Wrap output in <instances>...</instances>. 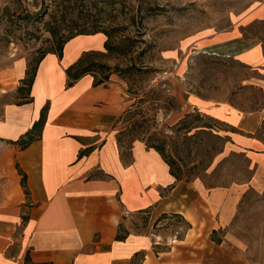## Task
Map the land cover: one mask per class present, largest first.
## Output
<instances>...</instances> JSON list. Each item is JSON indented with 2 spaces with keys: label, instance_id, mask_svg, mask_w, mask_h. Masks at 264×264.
<instances>
[{
  "label": "crops",
  "instance_id": "1",
  "mask_svg": "<svg viewBox=\"0 0 264 264\" xmlns=\"http://www.w3.org/2000/svg\"><path fill=\"white\" fill-rule=\"evenodd\" d=\"M105 41L71 38L40 60L23 101L3 105L0 264H251L234 230L248 192L264 195V113L205 110L229 128L225 148L245 156L246 180L210 186L178 175L140 140L125 154L117 128L128 107L124 87L79 68ZM135 214L149 215L143 230L125 226ZM169 217L186 224L177 251L158 229Z\"/></svg>",
  "mask_w": 264,
  "mask_h": 264
},
{
  "label": "rangeland",
  "instance_id": "2",
  "mask_svg": "<svg viewBox=\"0 0 264 264\" xmlns=\"http://www.w3.org/2000/svg\"><path fill=\"white\" fill-rule=\"evenodd\" d=\"M84 34L106 41L79 68L124 87L128 107L117 128L125 154L140 140L178 175L210 186L247 179L245 156L225 148L229 128L205 110L264 113V0H0V117L4 104L24 100L46 54ZM22 65L25 85L14 90ZM148 222L135 214L124 224L143 230ZM235 223L251 264H264V195L248 192ZM185 226L178 217L158 226L174 251Z\"/></svg>",
  "mask_w": 264,
  "mask_h": 264
},
{
  "label": "trees",
  "instance_id": "3",
  "mask_svg": "<svg viewBox=\"0 0 264 264\" xmlns=\"http://www.w3.org/2000/svg\"><path fill=\"white\" fill-rule=\"evenodd\" d=\"M106 46H107V48H109V49L111 48L110 45H109L108 43L106 44ZM39 62H40V61H39ZM39 62H38V63H39ZM87 70H88V69H84L83 72H84V71H87ZM31 82H32V81H31ZM30 85H31V84H30ZM18 142H21V141H18ZM13 143H14V142H13ZM26 143H28V141H23V142H22V145H25ZM157 149L160 150L159 148H157ZM160 152H161V150H160ZM168 162L172 165V163H171L170 161H168Z\"/></svg>",
  "mask_w": 264,
  "mask_h": 264
}]
</instances>
